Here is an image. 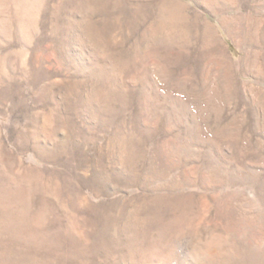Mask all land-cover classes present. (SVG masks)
I'll return each instance as SVG.
<instances>
[{
    "label": "rangeland",
    "instance_id": "1",
    "mask_svg": "<svg viewBox=\"0 0 264 264\" xmlns=\"http://www.w3.org/2000/svg\"><path fill=\"white\" fill-rule=\"evenodd\" d=\"M0 264H264V0H0Z\"/></svg>",
    "mask_w": 264,
    "mask_h": 264
}]
</instances>
